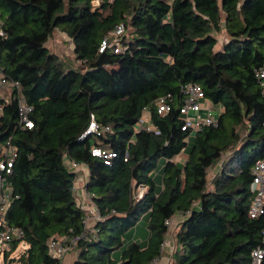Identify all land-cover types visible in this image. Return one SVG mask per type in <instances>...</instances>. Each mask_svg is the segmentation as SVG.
I'll use <instances>...</instances> for the list:
<instances>
[{"label":"trees","instance_id":"trees-1","mask_svg":"<svg viewBox=\"0 0 264 264\" xmlns=\"http://www.w3.org/2000/svg\"><path fill=\"white\" fill-rule=\"evenodd\" d=\"M94 1L0 0L2 72L33 107L28 129L16 93L0 97V157L4 147L15 152L0 231L19 233L3 259L23 244L18 264H60L48 242L77 236L73 264H155L170 236L167 264H251L264 229V214L248 213L252 166L264 157V86L255 76L264 0ZM120 25V50L101 49ZM55 29L70 38L78 68L64 70L45 47ZM186 83L216 109V123L192 139L179 111ZM168 93L170 110L159 114L154 102ZM143 115L154 130L138 125ZM92 118L97 128L84 135ZM68 163L87 167L84 187L101 217L87 228ZM142 221L148 234L139 241Z\"/></svg>","mask_w":264,"mask_h":264},{"label":"built area","instance_id":"built-area-1","mask_svg":"<svg viewBox=\"0 0 264 264\" xmlns=\"http://www.w3.org/2000/svg\"><path fill=\"white\" fill-rule=\"evenodd\" d=\"M123 31V26H117L115 30L112 32V41H108V39H104L101 44V49L105 46L113 47L114 52H118L120 50V44L118 43L119 35ZM0 34H2L0 32ZM255 76L261 84L264 86V63L255 70ZM5 88L7 90V97L2 95L1 89ZM182 92V100L179 107L180 113L183 115V126L182 130L191 129L193 131L200 129L203 125H214L216 123V117L214 111L216 110L213 104L208 101L204 97V93L201 87L195 83H186L181 86ZM19 83L17 81L11 80L7 78L3 72L2 67L0 65V97L9 98L12 96L13 92L16 93V102H17V111H18V122L22 127H27L28 129L32 128L33 121L31 119V112L33 107L29 105L25 99V97L20 94ZM172 100V96L170 93L159 97L155 102V109L157 113L164 114L170 110V101ZM202 112L204 114H202ZM139 126H143L146 130H154L155 128L148 120L147 115L141 116L139 122ZM97 128L95 121L93 118L91 119L90 125L86 129L84 135L88 132H93ZM92 153L95 155H104L111 156L113 154L108 153L105 155L104 151H101L98 148L92 150ZM15 157V152L12 148L4 147L1 150L0 157V204L4 203L6 200L10 199V191L9 189L3 190L4 174L10 173L12 168V162ZM78 164L71 163V168L75 169ZM252 184L251 191L253 193L252 199L249 205V216L251 218H256L259 215L264 214V157L255 161L252 166ZM145 187L140 185L138 186V196H141ZM83 199L90 203V207L83 206L82 203L78 205L85 210L86 215L83 219L84 228L89 227L93 222L100 219V215L98 214V210L95 204L92 201L94 194L89 192L84 187ZM3 208H0V223H2L3 216ZM172 219L165 221L166 224L171 223ZM19 233L12 229L9 226H4V228L0 231V246H2V251L5 250L11 236ZM77 236H71L69 238L59 237L51 239L48 242V250L54 257L60 259V264L62 262L63 257L74 248ZM264 258V229L262 230V244L255 247L251 252V264H260L261 260Z\"/></svg>","mask_w":264,"mask_h":264},{"label":"rangeland","instance_id":"rangeland-1","mask_svg":"<svg viewBox=\"0 0 264 264\" xmlns=\"http://www.w3.org/2000/svg\"><path fill=\"white\" fill-rule=\"evenodd\" d=\"M97 3H98V0H95L94 4L97 5ZM217 37H218V40L220 43V42H222V40L226 36H225L224 32H220L217 34ZM110 40L112 41V39H110ZM44 45H45V47H47L49 49L50 52H52L56 55L58 63L61 65V67L64 70H69L72 68H78L79 67L80 63L78 60L75 59V54L73 53V44L65 32H63L59 29H55L54 31H52L50 37L47 39V41L44 43ZM1 91H2L1 92L2 95L7 97V95H8L7 90H5V88H2ZM193 137H194V131H192L190 134V138L192 139ZM165 160L166 159L164 157H161L158 161V167L154 171V174L156 175V180L158 182L157 183L158 186H159L160 177H161V167H162L163 163L165 162ZM80 168H87V167L84 164H79L77 167H75L74 170L76 171ZM85 172H86L85 176H87V171H85ZM77 185L80 187L78 188ZM76 188H78V191H83L84 190V181L80 180L76 183V178H75V189ZM133 231H134V229L132 228L131 232H129L128 235H126V236L123 235L125 242H127L128 240H132L131 234L133 233ZM144 232H147V234H148V228L145 226V222L142 221L139 228H138V234L141 237L137 236L136 237L137 240L141 241L143 238L146 237V234H144ZM23 248H24V245L20 244V246H18V248L9 255L8 260L6 261L3 259V252L9 251V245H7L5 250H3V251H2V246H0V264H18L16 259L18 257V254L20 253V251ZM117 253H118V250L113 251V254L117 255Z\"/></svg>","mask_w":264,"mask_h":264},{"label":"crops","instance_id":"crops-1","mask_svg":"<svg viewBox=\"0 0 264 264\" xmlns=\"http://www.w3.org/2000/svg\"><path fill=\"white\" fill-rule=\"evenodd\" d=\"M202 114H204V113L202 112ZM185 157L186 156L183 155V154H180L178 156V158H180L181 160L185 159ZM69 166H71V164H69ZM85 171H87V168H80V169H78V170L75 171V173L77 175L76 176V183L78 181H80V180H83L84 183H85V181L87 179V176H85L86 175V172ZM87 175H88V171H87ZM2 187H3V190L9 189L8 186L6 185V182L3 183ZM77 187L79 188L80 186L77 185ZM78 188L75 189V191H76L75 192V195H76V201H77V203L78 204L79 203H82L83 206L90 207V203L88 201H85L83 199L84 197H83L82 191H78ZM4 204L5 205L7 204V200L4 202ZM135 235L140 236L136 232H135ZM134 238H136V236H134ZM165 242H166L165 243V247L162 249L160 256L156 259L155 264H167L168 263V260L170 258V254H171L172 249L174 247V245H173V238L171 239L170 236H167ZM76 256H77V252L75 251V249L70 250L63 257L61 264H73L74 261H75V259H76Z\"/></svg>","mask_w":264,"mask_h":264}]
</instances>
